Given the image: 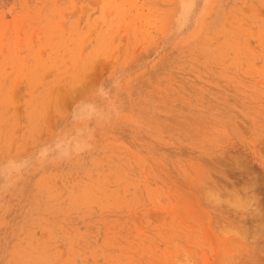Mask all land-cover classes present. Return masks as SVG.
<instances>
[{
	"label": "rangeland",
	"instance_id": "1",
	"mask_svg": "<svg viewBox=\"0 0 264 264\" xmlns=\"http://www.w3.org/2000/svg\"><path fill=\"white\" fill-rule=\"evenodd\" d=\"M0 264H264V0H0Z\"/></svg>",
	"mask_w": 264,
	"mask_h": 264
},
{
	"label": "bare ground",
	"instance_id": "2",
	"mask_svg": "<svg viewBox=\"0 0 264 264\" xmlns=\"http://www.w3.org/2000/svg\"><path fill=\"white\" fill-rule=\"evenodd\" d=\"M262 211V210H261Z\"/></svg>",
	"mask_w": 264,
	"mask_h": 264
}]
</instances>
